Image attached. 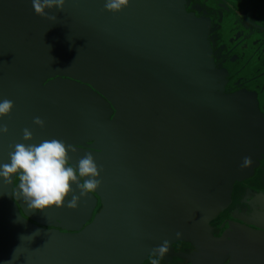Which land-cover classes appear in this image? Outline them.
I'll return each mask as SVG.
<instances>
[{"label": "water", "instance_id": "95a60500", "mask_svg": "<svg viewBox=\"0 0 264 264\" xmlns=\"http://www.w3.org/2000/svg\"><path fill=\"white\" fill-rule=\"evenodd\" d=\"M104 3L66 0L53 23L32 0H0V100L15 103L0 120V163L27 127L32 143L61 139L71 163L91 153L101 170L75 209H28L18 178L0 179V264L260 262L264 192L233 187L264 159L256 98L225 90L208 24L185 0H129L119 12ZM237 198L244 207L222 219Z\"/></svg>", "mask_w": 264, "mask_h": 264}, {"label": "clouds", "instance_id": "9594fccd", "mask_svg": "<svg viewBox=\"0 0 264 264\" xmlns=\"http://www.w3.org/2000/svg\"><path fill=\"white\" fill-rule=\"evenodd\" d=\"M65 3L66 0H32V7L37 15L55 23L57 17L54 13L64 11ZM128 3L129 0H105L104 8L109 12H119ZM14 107L11 99L0 100V120L10 115ZM33 122L40 127L46 124L40 116H36ZM8 131L7 124H0V134H7ZM23 140L25 142L13 146L10 160L0 163V179L7 182L18 178L20 198L28 209L45 211L64 206L75 209L81 196L99 188L101 170L93 154H85L74 165L69 157V151L74 149L61 139L32 143L33 131L26 127L23 129ZM251 163V157L245 156L242 166L247 167ZM73 185L79 186V195L73 194ZM168 244L164 241L158 245L156 254L163 257L168 252ZM152 264H158V261L153 260Z\"/></svg>", "mask_w": 264, "mask_h": 264}, {"label": "flooded vegetation", "instance_id": "af4514ba", "mask_svg": "<svg viewBox=\"0 0 264 264\" xmlns=\"http://www.w3.org/2000/svg\"><path fill=\"white\" fill-rule=\"evenodd\" d=\"M185 2L187 10L193 11L196 17L208 24L207 39L211 45V55L217 67L226 73L225 90L240 89L254 96L259 110L264 114V0ZM240 186L249 188L254 193L264 192V159L261 168L256 169L251 178L233 184L235 190ZM98 205L99 200L96 198L92 217ZM243 207L237 198L220 215H223L222 219H228L235 209ZM89 222L90 220L86 224ZM173 248L175 254L185 252L184 257L191 250V247L183 243H177ZM153 260H157L158 264H188L185 260L173 257V254L170 263H164L157 256L149 255L142 264H152ZM209 264H217L215 256L210 255Z\"/></svg>", "mask_w": 264, "mask_h": 264}, {"label": "crops", "instance_id": "0c3cea01", "mask_svg": "<svg viewBox=\"0 0 264 264\" xmlns=\"http://www.w3.org/2000/svg\"><path fill=\"white\" fill-rule=\"evenodd\" d=\"M257 259L260 260V262H258V263L253 262L252 264H264V253L261 255V257H259Z\"/></svg>", "mask_w": 264, "mask_h": 264}]
</instances>
